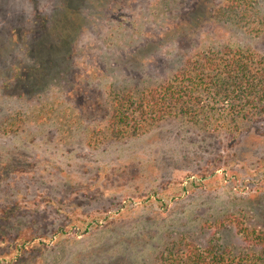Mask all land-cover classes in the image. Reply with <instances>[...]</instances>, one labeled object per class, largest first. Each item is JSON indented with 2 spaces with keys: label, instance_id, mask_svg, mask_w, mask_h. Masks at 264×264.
Masks as SVG:
<instances>
[{
  "label": "rangeland",
  "instance_id": "rangeland-1",
  "mask_svg": "<svg viewBox=\"0 0 264 264\" xmlns=\"http://www.w3.org/2000/svg\"><path fill=\"white\" fill-rule=\"evenodd\" d=\"M222 2L0 0V35L28 26L0 55L4 264H156L179 239L242 247V229L264 230V122L170 119L124 139L108 125L112 92L157 86L195 52L264 55V35L215 19Z\"/></svg>",
  "mask_w": 264,
  "mask_h": 264
},
{
  "label": "trees",
  "instance_id": "trees-1",
  "mask_svg": "<svg viewBox=\"0 0 264 264\" xmlns=\"http://www.w3.org/2000/svg\"><path fill=\"white\" fill-rule=\"evenodd\" d=\"M260 2L224 0L216 14L212 13L216 20L260 37L264 35ZM25 22V18L19 20L4 31L28 27ZM4 31L0 35L1 56L11 50L5 40L11 37L10 32L7 36ZM46 40L49 43L51 35ZM62 44L67 47L70 42ZM0 60L6 62L5 57ZM108 110L109 130L123 139L144 135L170 119L208 132L242 133L264 122V55L233 44L195 52L157 86L112 92ZM240 234L242 247L227 246L221 239L205 247L179 239L166 248L156 264H264V230L245 228ZM11 248L22 251L26 244L13 243ZM0 264H4L1 258Z\"/></svg>",
  "mask_w": 264,
  "mask_h": 264
}]
</instances>
